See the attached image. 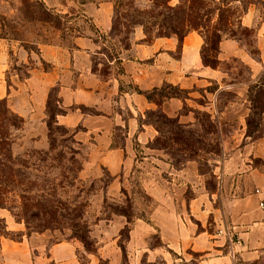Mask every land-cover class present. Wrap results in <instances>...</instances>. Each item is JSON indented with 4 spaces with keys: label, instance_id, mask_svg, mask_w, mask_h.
I'll return each instance as SVG.
<instances>
[{
    "label": "rangeland",
    "instance_id": "rangeland-1",
    "mask_svg": "<svg viewBox=\"0 0 264 264\" xmlns=\"http://www.w3.org/2000/svg\"><path fill=\"white\" fill-rule=\"evenodd\" d=\"M182 1L168 0L167 5L175 6ZM120 2L121 4L116 3V0H0V242L4 239H28L33 248L73 239L79 243L78 256L85 263L86 246L95 252L100 242L98 232L118 228V247L115 244L113 247L118 253L121 251L122 264H125L128 263L125 247L129 230L127 221H149L154 210V200L146 192L145 185L154 179V175L160 184H168L165 181L168 172L161 170L160 166L158 170L154 169V162L144 157L157 154L164 156L171 163L172 176L177 178L175 173L180 170V177L186 183H192L188 179L197 178L208 189H215L218 183L225 185L231 182L233 175L228 173L236 166L237 161L242 162V153L246 156V171L264 168V72L250 79L248 66L238 58L216 61V45L208 44L203 53L210 64L226 73L225 83H235V88L245 89V96L240 98L245 99L239 114L243 120L239 127H242L238 128L231 121L236 119L237 114L225 109V105L233 98L231 90L219 92L214 108L209 109L203 90L214 91V83L188 90L164 83L149 89L146 92L152 105L138 113L137 130L148 125L151 136H148L147 141H138L135 135L130 139L133 162L124 171V177L123 173L112 176L94 157L89 160L92 146L79 144L76 137L72 136L74 129L63 126L68 129V133L62 135L54 131L52 124L51 132L48 131L47 123H51L49 113L57 110L55 100L58 96L55 87L48 90L43 109L32 110L27 116L16 111L18 100L27 99L24 84L30 68L37 66L47 70L50 67L48 63L38 60L40 47L72 48L76 38L85 36L96 46L95 53L91 56L92 69L103 75L116 74L123 71L119 58L126 54L125 50L130 48L138 33H142V38L138 41L150 43L155 38L150 42L145 39L153 38L159 28L164 31L160 24L152 26L148 23L154 12L165 11L163 6L158 5L153 10V0ZM249 6L255 11L256 24L248 30H236V36L240 39L242 48L257 58L260 51L256 41V28L264 19V0ZM92 14L96 15L98 22L95 23ZM140 19L150 28L148 37L144 34L143 26L136 23ZM168 37L178 38L175 35ZM179 51L178 46L171 52V56L178 57ZM243 83L246 84L245 87L238 85ZM166 85L175 88L169 89ZM121 88L137 91L136 86L130 82H123ZM160 88L163 92H158ZM192 90L195 91L194 97L188 94ZM167 93L191 98L184 101L180 110L188 115L189 122H179L177 117L166 114L169 121L149 114L159 108L162 110L161 103L165 98L161 95ZM48 95L49 109L46 107ZM4 107L21 119L18 128L8 126ZM127 114L123 117L126 118ZM112 131L111 146L122 145L126 128L118 127ZM68 137L72 141L65 140ZM50 139L54 159L46 167L45 163L40 164L35 160V155L49 147ZM234 152L236 156L233 157ZM10 157L28 166L35 161L38 169L21 165H15L12 169L7 164ZM239 173L236 172L235 175ZM191 192L192 189L188 187L186 197ZM218 201L217 198V204ZM110 220L111 227L106 228L105 225ZM82 224L88 226V234ZM39 234L42 235L38 236ZM85 234L88 238L84 245L75 236ZM148 244H159L157 234L150 236ZM98 264H105V261L100 259Z\"/></svg>",
    "mask_w": 264,
    "mask_h": 264
},
{
    "label": "crops",
    "instance_id": "crops-1",
    "mask_svg": "<svg viewBox=\"0 0 264 264\" xmlns=\"http://www.w3.org/2000/svg\"><path fill=\"white\" fill-rule=\"evenodd\" d=\"M250 7L241 17L242 25L247 28L256 24L255 11ZM91 16L95 23L98 22L96 15ZM140 38L142 33H138L130 48L125 50L126 54L119 58L123 71L116 74L103 75L92 69L91 56L96 46L85 36L76 38L72 48L40 47L38 60L50 67L47 70L37 66L30 68L24 84L27 99L18 100L16 111L27 116L32 110L43 109L48 90L55 87L60 106L65 109L63 114L57 115V123L74 129L73 135L79 144L92 146L89 160L94 157L112 176L123 173L122 177L133 162L130 139L135 135L138 141H147L150 135L148 125L137 130L138 113L152 105L143 94L123 90V82H130L141 91L164 83L186 90L214 83V91L203 90L209 109L214 108L219 92L231 90L233 98L225 109L237 114L231 121L238 128L242 127H239L243 123L239 114L245 99L240 98L245 96V89L235 88V83H225V72L202 63L203 39L199 33L190 31L181 42L174 37H158L150 43H141ZM256 41L260 52L254 58L238 40L224 37L218 44L217 59L238 58L248 66L251 79L264 72V19L256 28ZM178 46L179 55L174 58L171 52ZM238 85L245 87L246 84ZM188 94L194 97L195 91ZM187 100L191 98H165L161 108L166 115L177 117L179 122H189L188 115L180 112ZM86 108L92 110H82ZM118 127L126 128V136L122 145L111 146L112 129ZM242 157V162L237 161L227 172L233 175L231 182L218 183L215 189H208L197 178L188 179L192 183H186L180 177V170L175 173L177 178L172 176L171 163L164 156L144 157L154 162V169L160 166L168 172L165 176L168 184H160L154 175L145 185L146 192L154 200V210L149 221L127 222L128 263L125 264H264V168L246 171L244 153ZM236 172L240 173L235 175ZM188 187L192 192L186 197ZM111 223L112 220L108 221L106 228L111 227ZM118 230L99 231L100 242L95 252H86L85 263L78 256L80 245L73 239L33 248L28 239H4L0 242L2 264H98L100 259L105 264H122L121 251L118 253L115 249ZM154 234L159 244L150 246L148 241Z\"/></svg>",
    "mask_w": 264,
    "mask_h": 264
},
{
    "label": "trees",
    "instance_id": "trees-1",
    "mask_svg": "<svg viewBox=\"0 0 264 264\" xmlns=\"http://www.w3.org/2000/svg\"><path fill=\"white\" fill-rule=\"evenodd\" d=\"M153 10L154 8L159 6H163L165 11L157 10L150 16V21H148L149 24L152 26L154 24H160L161 29L158 26V32L154 35L153 38H146V42H150L152 39L157 37H168L171 35H175L178 38V41L181 42L182 38L190 31H196L199 33L203 39V44L200 52L202 63L206 66H210L215 68L216 66L214 64H210L205 57V54L203 53V50L206 46L209 45H216V50L218 52V44L220 40L224 37L226 38H233L236 40H240L236 36V30L244 29L248 30L247 27H244L241 23V17L242 15L247 11L249 5L255 4L256 2L262 3V0H183L182 2L178 3L175 6H169L167 5L168 0H153ZM120 3V0H116V3ZM234 4V5H233ZM237 4V5H236ZM121 7V6H120ZM159 17H161V20H159ZM136 23H139L143 26V31L146 37H148V33L150 32L149 26L142 21V19L137 20ZM185 27V29L183 28ZM212 48V46H211ZM216 61L217 56L215 57ZM166 88L173 89L175 88L172 85H166ZM157 90V89H154ZM163 92V89H158V92ZM138 93L144 94V96L149 100V94L146 91H141L137 89ZM165 92V91H164ZM164 98H170V97H176L181 98L180 95L177 93H167L161 95ZM57 104V110L55 112L49 113V117L51 118V123H47L48 131L51 132L52 124H54V131L59 132L60 134L64 135L68 133V129L63 127L62 125H59L57 123L56 117L57 115L63 114L65 112V109H63L60 106L59 99L56 97L55 100ZM46 107L49 109L50 107V97L48 95V99L46 102ZM6 122L9 127L18 128L21 119L12 113L9 109L4 107L3 109ZM149 114L155 115V117L164 118L167 121L170 120L165 113L159 108L154 111H150ZM176 122V121H175ZM73 136V134H72ZM8 137V136H7ZM9 139V138H8ZM0 140H2V137H0ZM65 140H71L72 138L68 137ZM8 144V142H7ZM53 151V143L50 139V145L49 147L44 150L37 152L35 155V160L40 163L44 164V166L47 167V163L54 159L52 156ZM69 159H72L69 158ZM7 164L9 167L14 169L15 165H21L25 168L35 169L37 170V164L36 162L30 163V166L18 163L12 157L7 159ZM130 222L129 220L127 221ZM84 227V230H86V234L89 233L88 226L86 224H82ZM76 235L75 238H77L79 241H81L84 245L87 244V235ZM87 252H94L87 248Z\"/></svg>",
    "mask_w": 264,
    "mask_h": 264
},
{
    "label": "built area",
    "instance_id": "built-area-1",
    "mask_svg": "<svg viewBox=\"0 0 264 264\" xmlns=\"http://www.w3.org/2000/svg\"><path fill=\"white\" fill-rule=\"evenodd\" d=\"M262 205V204H261Z\"/></svg>",
    "mask_w": 264,
    "mask_h": 264
}]
</instances>
